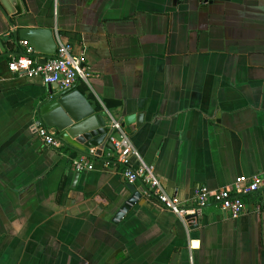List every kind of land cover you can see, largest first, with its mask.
<instances>
[{
    "label": "crops",
    "instance_id": "0c3cea01",
    "mask_svg": "<svg viewBox=\"0 0 264 264\" xmlns=\"http://www.w3.org/2000/svg\"><path fill=\"white\" fill-rule=\"evenodd\" d=\"M27 2L24 24L85 54L76 88L97 113L110 126L135 115L121 126L129 169L151 167L183 204L264 174V0ZM16 31L0 6V264H264L261 192L238 218L213 202L182 218L138 179L142 197L117 216L131 182L108 145L75 180L80 152L45 146L34 124L48 84L9 69Z\"/></svg>",
    "mask_w": 264,
    "mask_h": 264
},
{
    "label": "built area",
    "instance_id": "2783aa9c",
    "mask_svg": "<svg viewBox=\"0 0 264 264\" xmlns=\"http://www.w3.org/2000/svg\"><path fill=\"white\" fill-rule=\"evenodd\" d=\"M21 45L24 47L22 52L13 56L8 64L13 73L32 78L38 77L45 84H58L61 89L71 88L80 80L87 82L91 76L86 66L85 54L83 52L74 54L71 42L60 39L55 54L48 57L45 63L40 62V57L36 55L35 48L28 40L21 41ZM34 124L38 137L45 146L58 149L66 146L58 134L46 127L39 117L36 118ZM112 127L115 131H120L118 136L115 133L111 136L117 152V160L127 167L130 156L138 153L128 135L122 131L121 124L114 121ZM95 150L96 148L92 147L89 154L80 153L73 159L77 171L89 170L92 167L91 157L94 156ZM123 174L131 183L141 179L145 185L154 190L163 207L182 218L201 215L203 207L212 202L232 218H238L246 210L244 194L261 192L264 195V174L240 175L233 183L222 188L210 189L204 185L197 187L192 203L183 204L178 198L164 191L151 167L144 165L138 170H131L127 167Z\"/></svg>",
    "mask_w": 264,
    "mask_h": 264
},
{
    "label": "water",
    "instance_id": "95a60500",
    "mask_svg": "<svg viewBox=\"0 0 264 264\" xmlns=\"http://www.w3.org/2000/svg\"><path fill=\"white\" fill-rule=\"evenodd\" d=\"M0 6L10 24L18 25V31L14 34H19L29 41L35 48L36 55L40 57V62L45 63L48 57L55 54L58 40L51 27L26 25L20 20L29 11L27 0H0ZM12 37L11 34L8 35L9 40ZM0 49L5 50L1 37ZM48 86L49 97L39 105L38 109V117L46 127L56 132L67 146L80 153L89 154L92 147L97 148V152L100 153L105 145L115 149L111 141L115 129L108 124L102 113H97L76 85L68 89H61L56 83ZM134 117L135 115L124 117L121 126L124 128ZM140 122L141 120H138L137 125ZM79 175L80 171L76 172L75 180ZM128 187L131 196L117 216H123V212L128 211L130 205L142 197L141 191L137 190L134 184L130 183Z\"/></svg>",
    "mask_w": 264,
    "mask_h": 264
},
{
    "label": "trees",
    "instance_id": "16d2710c",
    "mask_svg": "<svg viewBox=\"0 0 264 264\" xmlns=\"http://www.w3.org/2000/svg\"><path fill=\"white\" fill-rule=\"evenodd\" d=\"M84 89V88H83ZM111 105H120V103H118V102H111L110 103Z\"/></svg>",
    "mask_w": 264,
    "mask_h": 264
}]
</instances>
